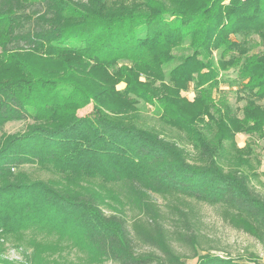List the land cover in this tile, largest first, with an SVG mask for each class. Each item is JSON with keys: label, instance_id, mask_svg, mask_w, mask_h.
Returning a JSON list of instances; mask_svg holds the SVG:
<instances>
[{"label": "trees", "instance_id": "trees-1", "mask_svg": "<svg viewBox=\"0 0 264 264\" xmlns=\"http://www.w3.org/2000/svg\"><path fill=\"white\" fill-rule=\"evenodd\" d=\"M184 46L191 53L166 71ZM230 69L241 107L216 96ZM140 102L181 139L139 127ZM88 106L94 115L80 117ZM257 141L264 0H0V236L30 233V264H257L200 253L181 207L217 206L264 247V196L250 184L264 178ZM24 165L54 177L31 179ZM152 195L175 212L171 233L192 257L172 248ZM133 236L160 254H136Z\"/></svg>", "mask_w": 264, "mask_h": 264}, {"label": "rangeland", "instance_id": "rangeland-1", "mask_svg": "<svg viewBox=\"0 0 264 264\" xmlns=\"http://www.w3.org/2000/svg\"><path fill=\"white\" fill-rule=\"evenodd\" d=\"M85 1V0H83ZM256 39V37H254ZM260 49H255L254 52H258ZM191 51L184 47L176 49L174 51L175 61L166 69L168 71L173 65L179 62V58L190 54ZM236 73L230 69L223 73L221 78V84L218 88V93L216 96L222 95L224 93L228 97V101L233 106L241 107L244 103L236 99V89L237 86H230L232 81H235ZM124 84L120 83L117 85V88L123 89ZM188 100H193L192 91L183 93ZM138 110L136 112L137 116V125L142 128L154 130L168 139H181L180 134L174 129L161 123L153 107L146 106L144 103L140 102L138 104ZM80 117L93 116L92 107L88 106L80 111H78ZM26 121L20 122H10L7 123L3 132L5 133H14L24 129ZM248 138L245 134H239L236 136L235 141L237 145H243L247 142ZM256 147H254V153L256 157L260 160V167L258 168V173L264 171V143L262 141L256 142ZM183 146L186 150L191 152V147L183 143ZM23 172L31 179H49L54 177L52 172L48 170L39 169L34 165H24L20 168ZM256 191L264 196V178L259 176V179H251L250 183ZM154 204L161 209L162 213V225L172 232L175 227V219L177 216L174 215V211L169 208V204L166 200L161 198L158 195L151 196ZM187 214V218L192 224V232L196 233L198 237V244L196 248L202 254L211 253L212 255L219 256L220 258H231L235 259L238 257L251 258L253 257L254 261L257 264H264V247L259 244L253 237L243 233L242 231L234 229L227 222H225L220 215V210L217 206H211L205 203L197 202L192 199H184L183 205L181 206ZM174 212V213H173ZM132 212L128 211V217L130 221L128 223V228L131 227V216ZM136 219H144V216H136ZM189 232V231H188ZM134 235V234H133ZM30 236V233H25L24 239L22 241L17 240L15 236H0V263L5 264H30V254L31 249L27 245V240ZM170 244L174 251L186 258L192 257L193 251L190 245L184 241L176 239L171 233ZM133 249L136 254L156 252L160 254L156 249L150 245H147L139 241L135 236H133ZM62 256L69 261H74L80 263L77 259V254L75 250H64ZM196 258L192 257L188 260L187 264H195ZM83 264V263H80ZM104 264H118L116 262L107 261ZM149 264H157L152 262Z\"/></svg>", "mask_w": 264, "mask_h": 264}, {"label": "crops", "instance_id": "crops-1", "mask_svg": "<svg viewBox=\"0 0 264 264\" xmlns=\"http://www.w3.org/2000/svg\"><path fill=\"white\" fill-rule=\"evenodd\" d=\"M239 134H237L236 136H238ZM244 145V144H243ZM243 145H238L239 147H242Z\"/></svg>", "mask_w": 264, "mask_h": 264}]
</instances>
